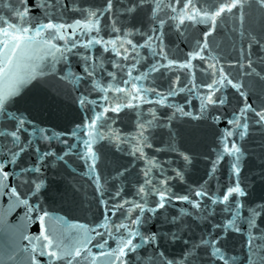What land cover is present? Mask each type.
<instances>
[{
    "label": "snow or ice",
    "instance_id": "obj_1",
    "mask_svg": "<svg viewBox=\"0 0 264 264\" xmlns=\"http://www.w3.org/2000/svg\"><path fill=\"white\" fill-rule=\"evenodd\" d=\"M56 3L68 7L77 16L71 20L54 18L49 10L54 9ZM161 7L162 13L157 11ZM139 9L147 10L152 19L149 35L152 30L163 35L164 29L171 25L178 33L183 34L184 43L188 47L180 62L182 75H173L167 89L153 90L160 97L158 100L150 98L147 101L152 120L147 123L134 122L133 131L139 130L140 146L132 150V155L141 156L148 164L154 163L143 146L147 143L148 148L153 147L148 142V131L153 121L158 119V114L152 105L167 108L173 95H183L187 91L189 95H183L184 102L195 108L197 106L193 102L201 98L194 95L193 84L198 86L196 91L207 95L209 86L222 73L229 86L241 96L239 108L226 119L218 114L211 117L213 124L223 121L225 126L219 131L218 147L213 149L217 152L216 160L209 173H215L222 162L234 157L235 163L231 164V168L236 179L224 187L222 192H210L199 185L193 191V197L197 199L186 194L177 197L196 209L203 207V201L207 200L212 205L213 212L217 206L235 212L225 218L217 234L201 240L199 246L207 247L211 259L218 264H240L241 258L229 255L221 241L226 240L229 233L243 235L247 232L245 245L251 250L254 241L264 238V222L261 221L264 207L250 206L245 209L242 198L246 192L239 184V161L242 154L240 142L249 132V113L255 117L256 124L264 126V106L255 108L248 103V94L232 82L233 78L228 75L224 65L235 67L243 75L264 81V70L257 69V62L264 61V35H256L251 27L247 31L244 29L246 20L264 24V0H166L164 5L160 4V0H135L121 12L131 19ZM115 12V0H103V6L97 8L76 7L66 0H3L0 7V31L25 35L30 48L46 45L41 61L50 56L51 62L47 65L41 63L29 66L27 75L21 74L19 70L16 52L0 62V93L5 98L0 100V121L6 119L10 122V126L0 127V140L9 145L7 150L0 149V230H7L12 237L11 248L0 253V264H131L130 257L133 255L139 264H177L175 259L166 257L162 251L153 252L154 248H158V237L154 232L142 231L144 216L140 214L139 208L130 213L133 201L128 196L121 197L122 186L116 190V199L111 203L101 196L105 214L98 223L88 225L76 221L62 232L52 226L55 235L48 234V219H54L57 224L68 221L66 217H57L45 204L43 193L48 186L47 170L53 166L67 168L74 161H79L82 176L90 179L95 188L104 193V182L98 172L96 145L107 141L120 150L121 145L126 143L124 137L131 134L116 127L115 116L136 109L138 105L135 101L144 100L141 94L143 89L138 84L135 86L136 94L131 95L130 100L121 99L123 93L128 91L125 87L128 81L126 74L123 79L117 74L119 60L116 57L120 53L115 47H108V44H114V40L105 32V26H109V32H127L129 36L132 33L117 26ZM78 21L79 31L72 27ZM222 22L224 25L230 23L234 28L239 27V47L233 49L235 58L229 55L227 60L219 50L220 43L214 37L210 40L213 33L220 29ZM61 25L67 26L68 35L64 34ZM139 44L137 41L138 46ZM105 56L112 57V69L105 67ZM73 58L77 61L79 71L71 68ZM166 59L168 65L165 69L172 65L176 57L168 55ZM189 59L191 63H185ZM60 64L64 65L63 69L57 67ZM145 67H153L152 62L148 61L144 66L138 67L137 73L144 71ZM180 71L181 69H177V72ZM45 72H50L64 84H68L69 77L74 78L71 88L75 92L74 103L81 119L70 120L71 127L59 131L45 127L30 119L27 113L16 112L12 108L15 101L37 80V75H44ZM197 74L204 79H197ZM82 87L85 90H81ZM165 92L168 93L167 96L164 95ZM226 100L224 89H219L213 106L224 107ZM36 102L41 101L38 99ZM109 104L116 107L106 109L105 105ZM205 107L201 103L195 116L192 112L185 111L181 105L176 106V111L184 116L202 119L200 113ZM168 120H171L170 115ZM166 126L169 129V139L176 145L174 151L186 165H190L192 156L179 148L172 124L166 123ZM25 156L29 157L27 164L23 162ZM126 171L118 172L117 178L124 181ZM173 172L175 177L184 178L183 170L177 168ZM141 176L143 182L134 183V186L147 198L148 190L145 185H150L148 170L142 169ZM156 203L160 201L157 200ZM152 207L154 205H149V208ZM17 208L24 209L27 228L24 223H8L9 216ZM116 213H119L118 217L114 215ZM238 216L243 226L233 223ZM106 218L111 231L102 227ZM33 225L38 226V229L42 227V232L31 231ZM73 230L77 235H71ZM68 239L71 240L70 243L66 242ZM196 248L197 245L189 253ZM142 249L149 251L146 255H141ZM244 264H254L251 251Z\"/></svg>",
    "mask_w": 264,
    "mask_h": 264
},
{
    "label": "water",
    "instance_id": "obj_2",
    "mask_svg": "<svg viewBox=\"0 0 264 264\" xmlns=\"http://www.w3.org/2000/svg\"><path fill=\"white\" fill-rule=\"evenodd\" d=\"M68 4L76 7L97 8L103 6V0H66ZM135 0H115L116 12L114 13L116 24L121 28H126L132 35L127 32L124 34L109 32V26H105V32L113 37L114 44H108V47H115L120 53L119 68L116 69L117 74L128 81L125 85L128 91L123 93L121 99L130 100L131 95L135 93V86L138 84L143 92L144 100H137L136 109L125 111L115 116L116 127L122 129L124 133H130L125 136L126 143L122 144L120 150L114 144L102 141L96 145L98 153V172L103 179V192L101 193L95 188L90 179L82 176V167L79 161H74L67 168L53 166L47 170L48 186L44 190L45 204L55 212L57 217H66L68 223L57 224L54 219H48L49 235H55L52 226H56L58 231H63L70 227L73 222L86 223L92 225L98 223L104 216V199L109 203L113 202L115 192L119 187H123L121 197L128 196L133 201L130 213H134L137 208L140 214L144 216L142 231L145 233L154 232L158 237V248H154L153 252L162 251L164 255L170 259H175L177 264H218L214 262L207 247H200L199 243L205 238H212L220 231V226L224 224L225 218L234 215L235 212L222 209L220 206L212 211V205L207 200L203 201V207L196 209L189 202L177 199L182 195H188L193 199V191L199 185H202L207 191L222 192L224 187L232 184L236 179L231 164L235 163V159L222 162L218 171L210 174L209 169L216 160L217 152L213 149L217 148V137L219 131L224 127L223 121L219 124H213L211 117L218 114L221 118L226 119L234 111H236L241 102V96L236 90L229 86L224 74L213 85H210L207 95L202 91H196L198 87L193 84L194 95L201 99L191 104H185L183 95H189L186 91L183 95H173L171 103L167 108L160 105H152L157 109L158 119L154 120L149 126L148 142L153 147L148 148L145 143L144 150L154 160L153 164L139 155H132V150L140 146L138 136L139 130L133 131L134 122L147 123L152 120V115L148 111V99H159L153 90H165L169 86L173 75H182V64L184 53L187 51V45L184 43V36L169 25L164 29L163 35L159 31L152 30V19L148 15L147 10L139 9L136 14L129 19L126 13L121 10L130 7ZM3 0H0L2 7ZM166 0H160V4L164 5ZM62 9V11H61ZM54 18H64L71 20L77 16L63 7L61 3H56L54 9L49 10ZM158 12L163 8L157 9ZM38 14V13H37ZM247 16V12L245 13ZM78 21L72 25L73 29L79 31ZM64 28V34L68 35L67 26ZM85 27H88L87 25ZM253 28L258 36L264 35L262 29L264 24L255 23L246 20L244 29L247 31ZM239 27L232 24L224 25L221 23L220 29L213 33L210 40L220 43V51L225 54V60L235 58L234 48H238L240 40L238 37ZM147 37V38H145ZM137 41L140 42L139 46ZM46 45H40L37 48H30L29 42L25 35L13 32L0 31V62L8 59L10 54L16 52V63L19 65L21 74L27 75L30 71L29 66L36 64L47 65L51 62V57H45L43 61V49ZM19 49L17 52L16 50ZM255 51V49H254ZM172 55L176 57L172 65L165 69L168 65L166 56ZM105 67L112 69L111 56H105ZM151 61L153 67H145V70L137 73V68L142 67L146 62ZM185 63H191L189 59ZM64 68L63 64L57 66ZM228 75H230L238 88L248 94V103L255 108L264 106V81L255 77L243 75L241 70L235 67L224 65ZM71 68L79 71V66L75 58L72 60ZM177 69H181L177 72ZM257 69L264 70V61L257 62ZM159 70V71H156ZM215 71V69H213ZM197 79H204L197 74ZM74 78L69 77L68 84H64L57 80L50 72L44 75H37V80L33 81V85L28 88L23 96L18 98L12 105L16 112L27 113L29 118L42 126L61 130L71 127L70 120L79 121L81 114L74 103L75 92L72 90ZM242 82V87H241ZM187 89V85H185ZM219 89H224V95L227 100L224 107L213 106L214 97L218 94ZM81 90H85L83 87ZM90 91V90H89ZM116 95L115 93L113 94ZM168 95L167 92L164 93ZM4 96L0 93V100H4ZM41 102L37 103V100ZM191 99V96H190ZM6 102V101H5ZM203 103L206 107L200 113L202 119H194L192 116H184L176 111V106H183L185 111L197 115L199 105ZM116 107L113 104L105 105L106 109ZM120 107H123L121 105ZM115 115V114H114ZM171 120H168V116ZM95 121H93V124ZM166 123H171L175 130L176 140L179 148L192 156V163L186 165L178 156L172 141L169 139V129ZM249 132L247 137L240 142L242 154L240 156V173L239 184L246 192L242 198L245 209L250 206L264 207V126L255 123V117L249 113ZM10 126V122L6 119L0 121V127ZM9 145L0 140V149L7 150ZM157 149H159L157 151ZM23 162L27 164L29 157L25 156ZM181 169L184 171V178L175 177L173 169ZM126 179L121 181L117 178V173L123 170ZM148 170V179L150 185L147 188V198L138 192L134 183H142L143 177L141 170ZM167 182V183H165ZM159 200L160 203H156ZM124 201L121 198V205ZM149 205L154 207L149 208ZM231 209V205H229ZM24 209L17 208L8 218L9 224L27 223L24 220ZM117 217L119 213L114 214ZM202 217V218H198ZM246 219V218H245ZM264 222V216L261 217ZM234 224H240L241 218L238 216ZM227 226V225H226ZM103 228L111 231V225L105 219ZM31 231L42 232V227L33 225ZM245 232L243 235L229 233L226 240L221 241V245L227 249L229 255H236L240 259V264H244L245 259L251 251V259L254 264H264V238L254 241L251 250L245 245ZM72 236L77 235L73 230ZM12 237L7 230H0V253L11 248ZM66 242L70 243L68 239ZM26 243V242H25ZM197 245V248L189 253V250ZM149 249H142L140 254L146 255ZM131 264H139L135 255L130 257Z\"/></svg>",
    "mask_w": 264,
    "mask_h": 264
}]
</instances>
